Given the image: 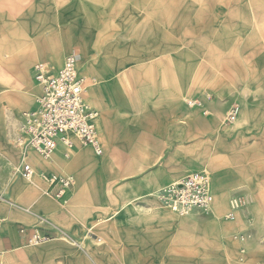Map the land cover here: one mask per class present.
Returning a JSON list of instances; mask_svg holds the SVG:
<instances>
[{"label": "crops", "instance_id": "crops-1", "mask_svg": "<svg viewBox=\"0 0 264 264\" xmlns=\"http://www.w3.org/2000/svg\"><path fill=\"white\" fill-rule=\"evenodd\" d=\"M149 1L0 0V161L21 163L5 129L36 106L35 61L56 72L67 53L89 83L104 153L99 162L75 140L69 158L63 146L49 159L30 152L33 181L0 180V264H222L223 250L243 264L240 230L264 240V0ZM201 166L210 214L156 209L160 189ZM42 176L76 179L69 207ZM234 196L246 208L223 225ZM93 229L101 248L79 242ZM35 231L50 240L31 244Z\"/></svg>", "mask_w": 264, "mask_h": 264}, {"label": "built area", "instance_id": "built-area-1", "mask_svg": "<svg viewBox=\"0 0 264 264\" xmlns=\"http://www.w3.org/2000/svg\"><path fill=\"white\" fill-rule=\"evenodd\" d=\"M76 54H70L64 60L62 68L54 72L50 62L36 64L34 80L41 89L34 109L24 112L20 118V134L17 145L21 151V163L17 173L26 179H33L36 170L29 162L30 152L43 157H50L59 146L65 148V157H70L74 150L75 140L82 146L92 147L97 155L103 149L97 139L98 111L86 100L87 79L78 68ZM239 114L238 105L230 108L226 122L232 124ZM49 184L56 186L54 197L64 205L68 203V194L76 185L73 176L43 177ZM159 202L179 216L193 212L210 214L214 195L210 186L209 175L193 172L184 176L175 185H168L158 191ZM244 206L241 197L234 199L232 210ZM233 218V213L230 214ZM50 240L49 236L35 231L31 244Z\"/></svg>", "mask_w": 264, "mask_h": 264}, {"label": "rangeland", "instance_id": "rangeland-1", "mask_svg": "<svg viewBox=\"0 0 264 264\" xmlns=\"http://www.w3.org/2000/svg\"><path fill=\"white\" fill-rule=\"evenodd\" d=\"M62 1V0H61ZM64 3H67L68 0H63ZM69 4V2H68ZM150 4V1L148 0V2L146 3V5H149ZM64 14V13H63ZM151 12H141V22L144 21V25L147 24V26L151 27V20H150V17H151ZM153 21V20H152ZM142 26V24H141ZM11 30V28H10ZM14 31H22L21 29L19 30H16V23L14 24V28H13ZM0 33H1V29H0ZM1 51V49H0ZM3 53L5 51H2ZM1 53V52H0ZM72 54V53H71ZM69 54H64L63 57L61 58L59 64H56L54 62H52V64L57 67V68H62L63 64H64V60L66 59V57L68 56ZM42 60H49L47 57H42V58H39L37 61H35L34 63V66H33V70L35 69V66L38 62L42 61ZM15 88L17 87V83H14L13 85ZM88 87H89V83H88ZM86 97H87V94H86ZM228 101V100H227ZM226 102V101H225ZM234 105H237V104H229L227 109L224 111V117H223V126L226 128H228L227 125H229L227 122H226V118H227V115H228V112L230 110V108ZM25 109L22 110V112L24 111ZM21 112V114H22ZM21 114L19 115V126H17V128L13 129L10 125V123L7 124V127H6V130H5V135L6 137L9 139V141L11 142V144L13 145V147H15L16 149H18V145H17V137L19 136L20 134V117H21ZM238 119V118H237ZM225 122V123H224ZM227 124V125H226ZM10 130V131H8ZM104 153H102V155H94L96 157V159H98V161L100 162L101 160V157L103 156ZM117 160V158H115ZM19 156L17 158V161H12V160H8V161H0V180H4L5 183H9V182H12V181H15V180H19V179H24L22 177L21 174L17 173V168L19 167ZM198 168V169H197ZM196 170H205L206 172V168H204L203 166L201 167H197ZM76 175V174H75ZM187 175V174H186ZM185 175V176H186ZM77 176V175H76ZM170 186V185H169ZM51 196L56 200V198L54 197V194L53 192L50 193ZM215 194V193H214ZM154 197V196H153ZM215 197V196H214ZM237 198V196H234L232 199H235ZM158 203V202H157ZM68 206V205H66ZM156 206V205H155ZM69 207V206H68ZM229 207V206H228ZM244 207V206H243ZM242 207V208H243ZM241 208V209H242ZM142 211L144 209L140 208ZM139 209V210H140ZM154 209V208H153ZM156 209H159L163 212H167V213H170L172 215H174L175 217H185V216H188V215H191V214H188V215H185V216H179L177 215L176 213L174 214V212L172 213L171 210L169 209H166V208H161L159 204H157V207ZM244 209V208H243ZM242 209V210H243ZM232 210V209H231ZM141 211V212H142ZM145 211V210H144ZM155 211V210H153ZM232 212L229 211V209L227 208V210L222 214V218H223V221H222V224L225 225L224 223L227 222L228 219H231L230 218V214ZM94 233H96V229H93L90 231L89 234H87L86 236H84L85 238H80L79 239V242L84 243V239H87V243L91 246H94L93 248H101V246L103 245V242H101L100 240H98L99 238L96 237L94 235ZM238 235V234H237ZM97 239V240H95ZM254 236L253 235H249V233H247V229L246 227H243L242 230H240V233L238 235V243L240 244V248L243 249L248 255L251 256V260L250 262H246V263H243V264H262L263 261H264V240L263 238H259V240H255L254 241ZM254 241V249L255 251L253 253H250L249 251H247V247H246V244L248 242H251V241ZM35 246H37L36 244H33ZM39 245V244H38ZM90 251H91V248H90ZM225 252L223 250L222 252V257H221V261H222V264H231V262H228L226 260H224L223 256H224ZM211 255V254H209ZM212 256V255H211Z\"/></svg>", "mask_w": 264, "mask_h": 264}, {"label": "bare ground", "instance_id": "bare-ground-1", "mask_svg": "<svg viewBox=\"0 0 264 264\" xmlns=\"http://www.w3.org/2000/svg\"><path fill=\"white\" fill-rule=\"evenodd\" d=\"M74 54V53H73ZM76 54V53H75ZM78 58V57H77ZM78 65V64H77ZM36 102H37V100H36ZM191 104H193V103H191ZM239 107V106H238ZM6 109V108H5ZM23 115V113L21 114V116ZM21 118V117H20ZM98 118H99V112H98V117H97V119H96V123H97V121H98ZM238 118V117H237ZM7 120V119H6ZM237 121V120H236ZM236 121H234V122H236ZM233 122V123H234ZM19 126V125H18ZM6 130V129H5ZM8 131H10V130H8ZM98 139V138H97ZM39 155V154H38ZM53 155V154H52ZM51 155V156H52ZM51 156L50 157H48V158H46V157H43V156H41V157H43V158H45V159H49V158H51ZM37 173V172H36ZM37 175V174H36ZM42 175V174H41ZM209 175V174H208ZM43 177V176H42ZM51 177H53V176H51ZM56 177V176H55ZM24 178V177H23ZM26 181H28V182H31V181H33V179H26V178H24ZM209 179H210V186H211V177H210V175H209ZM51 185V184H50ZM175 185V184H174ZM52 186V185H51ZM241 197V201L244 203V207L243 208H246V205H247V199L244 197V196H240ZM157 198H158V194H157ZM158 200H159V198H158ZM233 204H234V199H231L230 200V202H229V207H230V211L233 213V218H231V219H234L235 218V215H236V213L237 212H239V211H241L242 209L241 208H239V209H236L235 211L234 210H231L232 208H233ZM211 208H212V206H211ZM192 214V213H191ZM188 216H190V215H188ZM187 216V217H188ZM186 217V216H185ZM235 238L238 240V235H236L235 236ZM38 244V243H37ZM40 244V243H39ZM242 250V253L244 254L245 253V251L243 250V249H241Z\"/></svg>", "mask_w": 264, "mask_h": 264}]
</instances>
